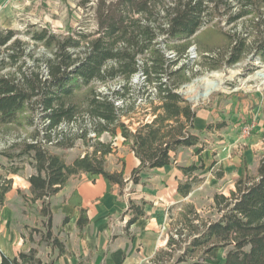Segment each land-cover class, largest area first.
Wrapping results in <instances>:
<instances>
[{"label":"trees","instance_id":"16d2710c","mask_svg":"<svg viewBox=\"0 0 264 264\" xmlns=\"http://www.w3.org/2000/svg\"><path fill=\"white\" fill-rule=\"evenodd\" d=\"M90 2L84 0L78 6ZM93 8L94 32L69 28L65 35H57L44 28L28 31L29 40L25 41L17 31L0 30V130L13 125L32 130L28 140L12 147L19 149L16 157L32 160L35 174L28 178L31 200L42 204V214L47 218L46 238L58 250V258L67 251L53 233L51 198L71 177L100 175L119 186L122 194L127 183L144 184L147 172L173 165L180 149L201 145L194 125L198 109L179 90L196 76L184 60L189 57L193 38L206 24L220 17H226L228 26L249 22L250 31L245 28L241 33H224L218 28L226 40L221 47L227 49L225 64L240 63L251 50L264 60V0H97ZM212 42L197 41V51L203 65L217 70L222 66V49ZM140 74L142 80L134 84L133 78ZM110 82H119V86L109 88L108 93L94 85ZM140 94L147 96L153 106L133 131V123L126 124L124 119L130 121ZM148 115L151 119L146 122ZM85 116L93 121L95 140H87L88 129L82 125L80 135L74 138L55 134L63 125L75 124ZM106 133L112 138L120 134L123 146L139 161L128 181L124 167L119 173L107 170L106 158L114 149L111 143L100 141ZM76 139L94 142V150L71 165L51 152V148H73ZM2 155L14 160L9 152ZM178 168L186 180L177 192L187 198L201 167L192 164ZM21 169L11 168L0 175V217L13 187L9 176L18 175ZM217 177L221 179L222 174ZM213 202L215 219L204 220L193 206H188L191 217L181 215L188 230L186 239H182L184 230H176L179 240L170 234L167 249L158 252L151 263L162 264V257L179 249L183 252L175 264H207L214 250L224 249L223 264H264V158L255 174L243 161L234 190L228 196L215 194ZM75 205L81 236L90 221L80 203ZM145 206L144 200L139 204L129 200L125 213L130 216L128 227L145 217ZM68 222L66 218L63 226ZM35 254L31 250L10 258L0 250V264H42Z\"/></svg>","mask_w":264,"mask_h":264},{"label":"rangeland","instance_id":"374dc122","mask_svg":"<svg viewBox=\"0 0 264 264\" xmlns=\"http://www.w3.org/2000/svg\"><path fill=\"white\" fill-rule=\"evenodd\" d=\"M83 2L84 0H0V30L17 31L19 37L25 41L29 40L28 31L44 28L57 35H65L69 28H83L88 32H94L96 21L93 7L97 0H91L85 6L79 7L78 4ZM226 20V17H220L211 24H206L193 38L192 48L195 49L197 56L193 58L189 56L184 60L196 76L179 92L198 109L199 120L196 128L202 129H196L195 132L200 137L201 145L180 149L174 156L173 164L177 168L194 164L201 169L195 173L197 181L190 196L185 202L173 206L170 212L168 235L173 234L176 240H179L176 230H184L183 240L188 234L181 216L187 213L188 206H193L204 220L215 219L213 196L229 195L240 177L243 161L248 165L249 171L255 174L260 161L264 158V83L254 78L257 73L264 71V60L259 59L255 51L251 50L240 63L234 66L225 64L227 49L221 47L226 44V40L219 29L223 28L224 33L231 31L241 33L245 28L250 31L249 22L240 21L235 26H228ZM217 23H220V26L214 27ZM211 40L214 46L222 49L220 58L222 66L217 70H211L209 66L203 65V58L197 51L199 47L197 41ZM215 78L221 86L207 98L195 100L203 80L213 81ZM141 80L140 74L134 77L132 82L138 84ZM94 85L99 91L108 93L109 88H118L119 82ZM154 105H158V102ZM152 106L150 99L140 94L136 100V108L130 115V121L124 119L125 123L132 122L130 129L134 131L138 127V120L143 119L144 113H150ZM150 119L148 115L145 121L148 122ZM199 124H202V127H199ZM222 124L225 126L219 129L218 126ZM80 125L88 129L87 140L96 139L93 121L88 116L80 118L77 123L70 126L63 125L55 134L63 133L69 138H74L80 135ZM245 126L252 130L248 137L242 134ZM31 131V128L19 125L3 127L0 130V175L6 174L11 168H22L18 175L9 176L13 180V187L7 194L6 204L1 212L0 250L11 258H18L20 254H29L33 250L36 258L45 264H52L57 258L58 250L53 248L46 238L47 218L42 214L41 202L31 200L28 178L35 174L32 160L28 157H16L19 149L12 147L16 143L28 140ZM112 139L106 133L101 136L100 141L112 143ZM93 143L76 139L73 148L66 151L51 148V152L62 156L66 164L71 165L75 159L91 153L94 150ZM112 148L114 151L118 149ZM3 152H9L14 156V160L4 157ZM117 161L121 163L124 159L117 158ZM218 174H222L221 179L217 177ZM124 190L122 195L125 194ZM136 202L139 204L140 201ZM56 221L58 223V218ZM180 247L183 248L184 244L181 243ZM182 252L178 249L171 256L165 255L162 257V264H175ZM221 260L222 255L217 251L210 255V260L206 263L220 264ZM20 263L26 264L23 261Z\"/></svg>","mask_w":264,"mask_h":264},{"label":"crops","instance_id":"0c3cea01","mask_svg":"<svg viewBox=\"0 0 264 264\" xmlns=\"http://www.w3.org/2000/svg\"><path fill=\"white\" fill-rule=\"evenodd\" d=\"M198 120L197 113L195 130L202 129L196 128ZM119 145L106 158L107 170L119 173L124 167V177L128 181L139 161L122 142ZM117 158L124 161L117 163ZM144 176V184L127 183L124 195L119 186L110 184L100 175L81 174L71 177L51 202L53 233L59 237L67 251V254L59 258L57 255L52 264H152L155 255L166 249L173 206L185 202L188 197L183 198L177 192L179 184L186 177L174 164L149 171ZM129 200H144L146 206L145 217L128 227L130 216L125 213ZM77 202L86 210L90 221L81 236L77 228ZM66 218L69 222L63 226ZM217 251L222 255L220 264H223L226 250L218 249L212 253ZM42 264L45 263L42 261Z\"/></svg>","mask_w":264,"mask_h":264},{"label":"bare ground","instance_id":"6f19581e","mask_svg":"<svg viewBox=\"0 0 264 264\" xmlns=\"http://www.w3.org/2000/svg\"><path fill=\"white\" fill-rule=\"evenodd\" d=\"M254 78L255 80H259L264 83V71L257 73ZM215 79L216 80L213 81H208L206 79L203 80V84L200 87L201 90L198 91V95L195 97V100H198L200 98H207L213 91L217 90L221 86L217 78Z\"/></svg>","mask_w":264,"mask_h":264},{"label":"built area","instance_id":"2783aa9c","mask_svg":"<svg viewBox=\"0 0 264 264\" xmlns=\"http://www.w3.org/2000/svg\"><path fill=\"white\" fill-rule=\"evenodd\" d=\"M188 55L193 58L194 56H197L196 55V52H195V49L194 48H190L189 51H188ZM170 57H173V56H170ZM120 103H117V105H119ZM251 128L250 127H244L243 130H242V134L244 137H248L251 135ZM112 143L111 145H113L112 147H115L117 148L119 146V142H122L124 141V138H122V136L119 134L118 136H116L115 138L112 139Z\"/></svg>","mask_w":264,"mask_h":264}]
</instances>
